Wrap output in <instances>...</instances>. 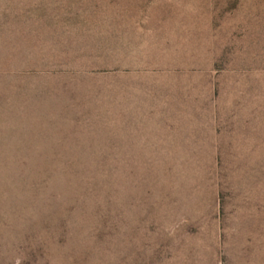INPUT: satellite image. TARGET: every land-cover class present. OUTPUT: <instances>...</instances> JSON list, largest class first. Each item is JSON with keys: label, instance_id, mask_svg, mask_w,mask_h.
<instances>
[{"label": "rangeland", "instance_id": "obj_1", "mask_svg": "<svg viewBox=\"0 0 264 264\" xmlns=\"http://www.w3.org/2000/svg\"><path fill=\"white\" fill-rule=\"evenodd\" d=\"M0 264H264V0H0Z\"/></svg>", "mask_w": 264, "mask_h": 264}]
</instances>
